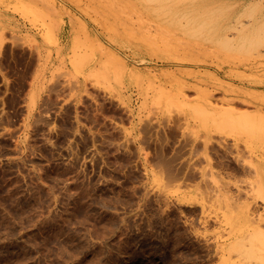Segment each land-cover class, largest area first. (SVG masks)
Listing matches in <instances>:
<instances>
[{
	"label": "rangeland",
	"instance_id": "1",
	"mask_svg": "<svg viewBox=\"0 0 264 264\" xmlns=\"http://www.w3.org/2000/svg\"><path fill=\"white\" fill-rule=\"evenodd\" d=\"M263 238L264 0H0V264Z\"/></svg>",
	"mask_w": 264,
	"mask_h": 264
},
{
	"label": "bare ground",
	"instance_id": "2",
	"mask_svg": "<svg viewBox=\"0 0 264 264\" xmlns=\"http://www.w3.org/2000/svg\"><path fill=\"white\" fill-rule=\"evenodd\" d=\"M257 237V236H256ZM254 241V240H253ZM255 241H256V243H257V240H256V238H255ZM259 242V241H258ZM255 243V242H254ZM255 243V244H256ZM258 244V243H257ZM260 245L258 246V245H255V247L259 250V252L260 253H258V255L260 254L261 255V263H264V238H263V240L261 239V243H259ZM253 248H254V246H253Z\"/></svg>",
	"mask_w": 264,
	"mask_h": 264
}]
</instances>
